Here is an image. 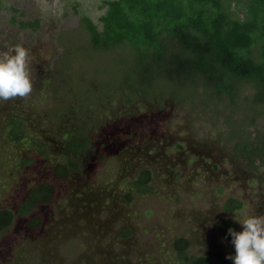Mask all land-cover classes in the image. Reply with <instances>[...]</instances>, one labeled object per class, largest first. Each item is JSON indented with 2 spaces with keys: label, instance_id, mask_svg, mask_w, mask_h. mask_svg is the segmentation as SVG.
Wrapping results in <instances>:
<instances>
[{
  "label": "rangeland",
  "instance_id": "rangeland-1",
  "mask_svg": "<svg viewBox=\"0 0 264 264\" xmlns=\"http://www.w3.org/2000/svg\"><path fill=\"white\" fill-rule=\"evenodd\" d=\"M104 1L60 0V11L43 15L34 0H0V51L17 43L28 49L33 83L30 96L0 101V129L8 115L22 116L49 144L48 159L19 171L20 148L0 135V208L15 211L37 182L57 187L53 203L38 211V229L14 219L0 239V264H177L175 237L186 238L190 253L212 264H233L226 258L235 255L232 239L219 237L216 228L225 219L264 215V164L234 152L240 137L264 139V106L252 104L254 90L246 83L236 85L233 102L205 100L202 89L184 87L175 93L178 102L133 96L125 103L117 88L127 73L128 64L119 62L126 53H93L81 28L87 17L101 30ZM20 21L38 26L22 29ZM70 103L81 107L80 124L93 144L81 158L82 172L58 180L51 168L61 161L59 135L78 121L56 113ZM144 169L155 193L127 204L123 184ZM228 198L243 209L223 212ZM126 228L132 234L123 238Z\"/></svg>",
  "mask_w": 264,
  "mask_h": 264
},
{
  "label": "trees",
  "instance_id": "trees-1",
  "mask_svg": "<svg viewBox=\"0 0 264 264\" xmlns=\"http://www.w3.org/2000/svg\"><path fill=\"white\" fill-rule=\"evenodd\" d=\"M103 5L106 11L100 18L101 30L87 17H81V28L93 53H126L119 62L128 64L127 73L117 88L124 90L125 103H130L133 96L178 102L176 94L184 87L194 92L202 89L205 100L233 102L238 95L236 85L246 83L254 90L252 104L264 106V0H109ZM37 26L36 21L18 22L22 29ZM169 85L173 91L164 93L162 89ZM79 108L70 103L56 113L61 119L75 116L78 121L74 130L59 135L61 161L51 168L58 180L82 172L81 158L93 144L89 132L80 124L83 112ZM0 135L8 145L20 148L19 171L33 168L49 157V144L30 131L22 116L8 115ZM255 142L248 136L240 137L234 152L253 165L256 160L264 164V139ZM98 156L102 161V154ZM152 180L148 169L127 179L123 184L126 203L154 194ZM56 195L55 183L43 180L31 186L15 211L0 208V239L16 217L24 219L27 228L38 229L42 225L38 211L49 207ZM243 207L241 201L228 198L222 210L235 215ZM230 228L238 230L236 220L221 221L216 228L218 236L231 240ZM131 234L126 228L121 237ZM171 246L177 264H212L206 256L191 254L190 242L184 237H175Z\"/></svg>",
  "mask_w": 264,
  "mask_h": 264
},
{
  "label": "clouds",
  "instance_id": "clouds-1",
  "mask_svg": "<svg viewBox=\"0 0 264 264\" xmlns=\"http://www.w3.org/2000/svg\"><path fill=\"white\" fill-rule=\"evenodd\" d=\"M43 15L60 11V0H34ZM33 90L31 53L22 44L0 51V101L26 98ZM241 224L243 230H228L235 255L226 257L233 264H264V215H247Z\"/></svg>",
  "mask_w": 264,
  "mask_h": 264
}]
</instances>
